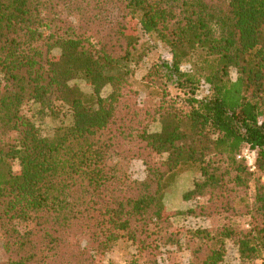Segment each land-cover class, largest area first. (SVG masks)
<instances>
[{
  "label": "trees",
  "instance_id": "trees-1",
  "mask_svg": "<svg viewBox=\"0 0 264 264\" xmlns=\"http://www.w3.org/2000/svg\"><path fill=\"white\" fill-rule=\"evenodd\" d=\"M142 34L172 58L143 77L146 105ZM28 102L71 121L45 137ZM245 148L264 176V0H0V264H105L120 241L137 246L131 264H175L173 249L223 264L228 242L241 264L262 261L264 183L252 198ZM191 169L200 179L183 199L205 201L168 215L171 179ZM180 216L218 229L175 227Z\"/></svg>",
  "mask_w": 264,
  "mask_h": 264
},
{
  "label": "rangeland",
  "instance_id": "rangeland-1",
  "mask_svg": "<svg viewBox=\"0 0 264 264\" xmlns=\"http://www.w3.org/2000/svg\"><path fill=\"white\" fill-rule=\"evenodd\" d=\"M140 48L146 53V56L136 71L134 88L140 93V100L143 105L150 103L148 100V92L145 89L142 79L149 72V70L156 64L163 62H171V53L169 48L159 41L155 36L144 35L141 36ZM199 56H197V59ZM183 70L186 72L190 71V66L185 65ZM232 79L236 80L237 73L235 70L232 71ZM73 84L78 85L83 91L86 98H90L93 94L92 87L84 80H76ZM171 92L174 96L179 95L181 97H187L186 92L191 90H182L176 85H170ZM111 93V88L107 87L102 92V97H107ZM207 89L202 86L198 89L196 96L201 99L207 96ZM156 102V101H155ZM61 108V107H60ZM58 115H52L48 110H43L39 104L34 102H28L23 107V112L28 116L39 128L41 134L45 137H51L54 134L56 128L61 125L69 124L71 118L66 108H61ZM161 130V124L159 122L153 123L150 126L151 132H158ZM126 168L132 179L143 181L146 176V167L141 159H131L126 163ZM18 170V167H15ZM253 179L250 182L248 189L249 194L253 198L255 196L256 185L259 182L264 183V176L259 171L252 173ZM200 179V172L197 169H191L184 174L174 175L171 179V186L165 196V207L167 214L172 215L175 212H186L190 208H195L199 204H202L205 199L192 200L185 202L184 195L193 189L194 182ZM175 227H183V229H198V228H210L218 229L211 219L203 217H192V216H180L173 219ZM173 259H170L175 264H189L190 263V252L184 251L183 249H173ZM138 254L137 246L128 242H118L113 249L109 252L105 259V264H131L133 257ZM168 258L166 254H163L160 258L161 264H168ZM223 264H241L238 248L232 243L226 244V258ZM245 264H264L262 261H255L253 263Z\"/></svg>",
  "mask_w": 264,
  "mask_h": 264
},
{
  "label": "built area",
  "instance_id": "built-area-1",
  "mask_svg": "<svg viewBox=\"0 0 264 264\" xmlns=\"http://www.w3.org/2000/svg\"><path fill=\"white\" fill-rule=\"evenodd\" d=\"M237 159L247 164L251 172H257V153L251 148H245L237 156Z\"/></svg>",
  "mask_w": 264,
  "mask_h": 264
}]
</instances>
